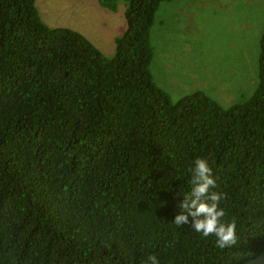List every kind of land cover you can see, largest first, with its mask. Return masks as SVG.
I'll return each mask as SVG.
<instances>
[{
    "label": "trees",
    "instance_id": "obj_1",
    "mask_svg": "<svg viewBox=\"0 0 264 264\" xmlns=\"http://www.w3.org/2000/svg\"><path fill=\"white\" fill-rule=\"evenodd\" d=\"M35 0H0V264H246L264 254V29L252 93L221 107L171 102L152 81L159 3L95 0L123 32L103 55L42 23ZM205 158L238 244L172 223Z\"/></svg>",
    "mask_w": 264,
    "mask_h": 264
},
{
    "label": "rangeland",
    "instance_id": "obj_2",
    "mask_svg": "<svg viewBox=\"0 0 264 264\" xmlns=\"http://www.w3.org/2000/svg\"><path fill=\"white\" fill-rule=\"evenodd\" d=\"M34 7L42 23L83 37L86 33L107 57L113 53L110 37L121 33L124 24L121 3L112 15L96 8L93 0H35ZM78 16L92 23L80 20L86 27L92 25V36L79 23L76 26ZM263 29L264 0L161 2L149 30L152 81L171 102L194 91L223 108L240 102L256 84ZM246 264H264V254Z\"/></svg>",
    "mask_w": 264,
    "mask_h": 264
},
{
    "label": "clouds",
    "instance_id": "obj_3",
    "mask_svg": "<svg viewBox=\"0 0 264 264\" xmlns=\"http://www.w3.org/2000/svg\"><path fill=\"white\" fill-rule=\"evenodd\" d=\"M191 172V191L181 195L182 201L177 205L181 210L172 223L176 227L189 224L194 232L203 237H215L216 247L230 249L237 245V225L235 220H225V209L220 206L222 194L213 191L217 187L213 170L205 158H197ZM142 264H160L156 255H149Z\"/></svg>",
    "mask_w": 264,
    "mask_h": 264
},
{
    "label": "crops",
    "instance_id": "obj_4",
    "mask_svg": "<svg viewBox=\"0 0 264 264\" xmlns=\"http://www.w3.org/2000/svg\"><path fill=\"white\" fill-rule=\"evenodd\" d=\"M94 1V5H95V7L96 8H100V7H98L97 6V4H96V2H95V0H93ZM100 9H102V8H100ZM105 10V9H104ZM105 11H107V10H105ZM108 13H110V15H112V13H111V11H108ZM75 21H76V26H77V23H79L78 25H79V27H82V28H85L86 30H87V33L89 34V35H91L92 36V31H91V28H92V25H90V26H88V27H86V25H85V23H83L82 21H80V20H86L89 24H92L91 22H89L88 21V19H86L85 17H80V16H78V17H76L75 19H74ZM121 20V19H120ZM119 26H121V25H119V24H117L116 25V27H119ZM49 27V26H48ZM51 28H54V27H51ZM120 28V27H119ZM123 29H124V24H123V26H122V28H121V33L123 32ZM121 33H116V34H112V36L110 37L111 39V44H112V46H113V40H114V38H115V36L116 35H120ZM83 36V35H82ZM84 36H85V38L87 39V40H92V39H89L88 38V36H87V34L85 33L84 34ZM96 48V47H95ZM101 53H102V50L99 48L98 49Z\"/></svg>",
    "mask_w": 264,
    "mask_h": 264
}]
</instances>
